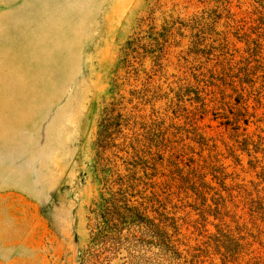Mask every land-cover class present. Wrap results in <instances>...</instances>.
Wrapping results in <instances>:
<instances>
[{
    "label": "rangeland",
    "instance_id": "374dc122",
    "mask_svg": "<svg viewBox=\"0 0 264 264\" xmlns=\"http://www.w3.org/2000/svg\"><path fill=\"white\" fill-rule=\"evenodd\" d=\"M112 187L173 251L104 264H264V0H0V264H82Z\"/></svg>",
    "mask_w": 264,
    "mask_h": 264
},
{
    "label": "trees",
    "instance_id": "16d2710c",
    "mask_svg": "<svg viewBox=\"0 0 264 264\" xmlns=\"http://www.w3.org/2000/svg\"><path fill=\"white\" fill-rule=\"evenodd\" d=\"M112 119L107 118L101 123L98 133L97 147L99 149L98 162L105 165L109 162L106 153L112 144ZM110 197L105 198L103 209L98 214L97 223L91 231L97 249L88 251L83 255L82 264L94 261V264L110 262L112 256L127 250L130 257L135 251H144L154 247L160 250L173 251L171 239L161 229L159 224L148 215L147 209L142 205H135L131 194L120 187L109 189Z\"/></svg>",
    "mask_w": 264,
    "mask_h": 264
}]
</instances>
